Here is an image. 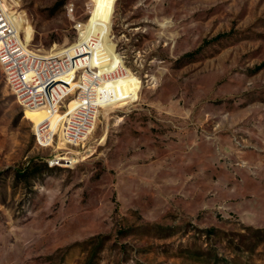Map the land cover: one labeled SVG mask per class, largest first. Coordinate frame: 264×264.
<instances>
[{"label": "rangeland", "instance_id": "1", "mask_svg": "<svg viewBox=\"0 0 264 264\" xmlns=\"http://www.w3.org/2000/svg\"><path fill=\"white\" fill-rule=\"evenodd\" d=\"M16 2L30 51L84 23L124 73L72 145L0 65V264H264V0Z\"/></svg>", "mask_w": 264, "mask_h": 264}, {"label": "built area", "instance_id": "2", "mask_svg": "<svg viewBox=\"0 0 264 264\" xmlns=\"http://www.w3.org/2000/svg\"><path fill=\"white\" fill-rule=\"evenodd\" d=\"M14 4L13 0H0V65L7 85L21 105L43 107L49 114L60 112L68 102L62 134L70 144L80 142L105 103L102 84L124 72L120 68L102 73L92 65L90 57L102 49V40L99 34H85L84 23L76 24L85 38L74 52L45 56L30 51L22 44L12 12ZM71 103H75L73 108ZM46 126H40L42 131ZM36 136L42 145L41 137L38 133Z\"/></svg>", "mask_w": 264, "mask_h": 264}, {"label": "bare ground", "instance_id": "3", "mask_svg": "<svg viewBox=\"0 0 264 264\" xmlns=\"http://www.w3.org/2000/svg\"><path fill=\"white\" fill-rule=\"evenodd\" d=\"M15 3H17L16 2V0H13ZM14 15V20L17 22V29H18V31L20 32L21 31V29H22V27L24 26V21H23V19H22V17L21 16H19V15H16L15 13L13 14ZM85 29H86V31H85V34H89L90 32H89V29L85 26ZM85 34H83V33H81L80 34V38L78 39V41H77V43H75L74 45H72L71 47H69L67 50H65V51H67V53H72V52H74V50L76 49V48H78L80 45H82V43H83V39L85 38ZM22 44H23V46H25V44L23 43V41H22ZM25 47H27V46H25ZM57 54H60V53H56V54H54V55H57ZM91 58V57H90ZM92 65L95 67V64L96 63H98V55H97V57H96V60H95V57H94V55H92ZM100 69V72H105L104 70H101V68H99ZM109 72H113V71H109ZM108 73V72H107ZM70 79H71V77H69L67 80H69L70 81ZM25 109H27V110H29V111H32V112H38V111H42L44 108L43 107H37V108H25ZM99 112V111H98ZM97 112V113H98ZM97 115V114H96ZM95 119H96V116H95ZM94 123H95V120H94V122H93V125H92V127L89 129V132H87L86 134H85V136H84V138L82 139V140H84L87 136H88V134L90 133V131L92 130V128L94 127ZM65 138V137H64ZM66 139V138H65ZM81 140V141H82ZM66 141H67V143L69 142L67 139H66ZM80 141V142H81ZM73 143V142H72ZM76 143H79V142H76ZM76 143H73V144H76ZM72 144V145H73ZM60 161H62V160H60Z\"/></svg>", "mask_w": 264, "mask_h": 264}]
</instances>
